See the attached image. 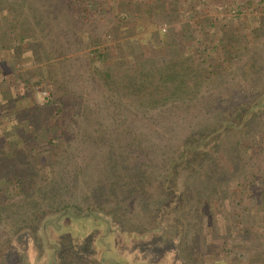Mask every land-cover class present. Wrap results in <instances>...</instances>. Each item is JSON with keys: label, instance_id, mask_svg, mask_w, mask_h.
Segmentation results:
<instances>
[{"label": "trees", "instance_id": "1", "mask_svg": "<svg viewBox=\"0 0 264 264\" xmlns=\"http://www.w3.org/2000/svg\"><path fill=\"white\" fill-rule=\"evenodd\" d=\"M178 1L182 0L145 1L133 20L140 43L136 49L140 52L136 57L124 55V60L110 63L111 50L102 43V36L111 34L116 43L121 35L110 28L112 20L102 26L103 30L98 29V19L88 9V0H0V53L37 69L25 72L19 83L23 85L19 86L21 92L9 95L8 112L12 115L0 111V123L10 126L8 134L0 135V174L4 183L0 187V221L5 211L18 206L32 210L33 224L45 219L43 228H47L52 220L46 215L59 213L54 217L78 218L83 209L80 202L90 201L91 197L97 200L108 193L117 199L121 189L126 198H142L155 180L162 191L169 187L172 191L169 184L185 165L199 166L198 170L204 173L205 160L211 152L216 153L217 159L225 154L235 160L240 167L237 178L242 175L244 181L239 182L238 196L227 198L214 186L206 193L202 211L214 216L230 214L234 200L243 206L246 197L253 196L258 202L251 188L254 179H250L249 169H264V122L255 124L264 111V87H251L239 96L241 100L235 97L227 108L216 103H221V99L214 86L210 91L204 88L207 81H216L228 67L240 62L243 54L247 58L243 68L247 75H252L249 83L256 84L255 79L264 77V39L258 42L257 38L264 34V16L259 27H226L217 34L215 42L206 43L213 33L207 31L203 21L211 11L207 7L214 1L190 0L189 12ZM254 1L223 3L228 8L236 2L239 10L250 11ZM170 17L178 19L186 39L196 31H206V37H199L195 47L186 48L184 38L178 43L181 56L176 63L149 56L165 46H174L170 40L176 39L173 24L169 32H162L157 26ZM117 18L113 15L112 19ZM118 20L120 24L122 19ZM158 39L161 44H157ZM89 42L96 46L86 50ZM205 50L209 53L203 58ZM30 76H38L39 83L51 85L53 92L48 104H22ZM12 83L18 84L17 79ZM3 92L0 90V94ZM92 97L112 101L115 106L96 109L89 104ZM51 104L57 110L55 115L47 111ZM146 120L155 126H140ZM147 126V131L142 130ZM183 126L189 130L185 132ZM180 132L184 134L175 149L170 142L163 144L167 135L169 139ZM81 149L89 157L79 165ZM69 154L73 155V166L65 173L56 166L61 165L62 156ZM219 164L211 168L216 169ZM157 171L162 175L154 176ZM45 186L48 191L44 195ZM76 187L77 196L72 193ZM31 191V201L13 199V194L22 196ZM173 192L177 202L181 190L173 187ZM37 197L41 202L35 201ZM209 207L211 212H207ZM161 209L163 212L165 207ZM88 214L94 216L92 210ZM96 219L108 223L101 216ZM157 223L163 228L161 222ZM22 229L16 226L0 240V258ZM246 232L247 227L242 233Z\"/></svg>", "mask_w": 264, "mask_h": 264}, {"label": "rangeland", "instance_id": "2", "mask_svg": "<svg viewBox=\"0 0 264 264\" xmlns=\"http://www.w3.org/2000/svg\"><path fill=\"white\" fill-rule=\"evenodd\" d=\"M145 1L147 0H88V9L98 19L96 21L98 29L103 30L102 26L112 20L110 28H115L116 32L118 31L117 34L121 35V38L114 43L111 34L99 33V36L104 35L101 40L104 46L110 47V63L114 60L115 62L124 60V55L136 57L140 52L136 49L140 43L136 40L138 35L135 34L133 20L137 14L141 13V7ZM213 1L210 7H207L211 11L203 21L207 31L213 33L206 43L215 42L217 34L225 31L226 27L236 28L241 25L242 28L249 30V26L259 27L261 25V16H264V2L255 0L252 6L253 10L247 11L246 9L239 10L236 2L234 5L232 3L231 7L225 8L223 2L226 0ZM236 1L242 2V0ZM190 2V0H182L178 1V5L184 4L189 12ZM213 8L218 11H214ZM113 15L118 17L116 21L112 19ZM119 18L122 19L120 24L118 23ZM172 24L177 26H172L173 33L176 32L174 36L176 39L169 38L174 46L170 48L165 46L163 49L152 52L149 56L176 63L178 56H181L178 43L183 38L186 48H192L195 47L199 37H206V31L202 30L196 31L194 35L190 34L186 39L179 27L178 19L175 17L173 19L170 17L166 22L159 23L158 30L169 32L172 29ZM175 30H179V32ZM257 38L258 42H261L264 39V34ZM157 44H161L159 39ZM95 46L89 42L86 50ZM208 53L209 50H205L202 54L203 58L204 54L207 56ZM245 62H247V58L243 54L240 56V62H236L231 68L228 67L227 71L217 77L216 81L206 82L204 88L206 91H210L211 86H214L219 92L221 103L219 101L216 103H219L221 107L227 108L233 104L232 101L235 97V99L241 100L239 96L241 98L245 91L253 86L264 87V77L255 79L256 84L249 83L252 75L246 74L247 69L243 68ZM31 70L37 69L32 65H25L24 62H18V60L12 61L9 55L0 53V90L5 91L0 94V111H9L11 107L8 106V102L11 101L8 98L9 95L14 91L21 92L19 86L23 85H19V83L22 82L24 73ZM14 78L17 79L18 84L12 83ZM38 80V76H30L28 86L26 85L23 90L27 96L23 105H44L51 101L53 92L51 85L45 81L39 83ZM231 92L232 94H229ZM92 93L97 97L100 95L97 92ZM97 97L89 99V104L92 107L99 109L102 106H115L112 101L105 102ZM54 107L51 104L47 111L55 115L57 110ZM1 114L2 112H0ZM7 114L9 117L12 115L11 112ZM261 115L262 118L257 117L255 124L264 122V111ZM117 118L119 117L117 116ZM146 124L154 123L148 120L140 122V126H146ZM186 126H183L185 132L189 130ZM9 129L10 126L0 123V135L8 134ZM147 129L148 126L142 130L147 131ZM183 134L180 132L177 137L170 135L169 139L167 135L163 144L170 142L175 149ZM145 144L144 148H146ZM42 148L44 149L41 150H45V147ZM215 154L212 155L211 152L212 157L208 156L205 160L206 170L204 173L198 170L199 166L194 168L193 164L185 165L175 176V180L169 184L172 191L170 187L162 191L159 182L155 180V185L146 189L142 198L132 199L133 201L124 197L121 189L117 199L108 193L97 200L91 197L90 201L80 202L83 209L82 216L78 218L69 215L61 218L54 217L59 213L51 216L46 215L49 217L48 219L52 220L47 228H43L45 219L40 223H32L30 219L34 217L31 214L32 210H24L18 206L12 207L1 216L0 240L7 234L9 235L10 230L16 226H22L23 229L14 237L9 250L0 258V264H113L114 261L118 264H124V262L125 264H264V169L258 170V172L249 169L250 179H254L251 188H254L253 191L258 196L259 203L253 196L249 199L246 197L243 206L234 200L230 214L221 213L217 216L212 215L213 213L206 214L203 212L205 207L201 204L206 202L208 191L211 192L216 187L223 191V196L226 198L229 195L238 196L236 190L241 187L239 182L244 181L241 180L242 175L237 178L240 167L235 163V160L225 154L220 155L217 159ZM72 156L71 154L62 156L61 165L56 166L59 167L58 170L61 169L68 173L73 166ZM96 156L98 157V155ZM45 157L46 155H43L44 159ZM88 157V154L81 149L77 157L79 165L83 164V161H86ZM216 163L220 164L216 169H212L211 165ZM252 165L256 166L255 163ZM161 172L164 173V171ZM157 175L161 176L162 174L157 171L154 176ZM69 176L71 175L69 174ZM1 182H3V178L0 174V187L4 184ZM173 187L176 189L178 187L181 190V196L178 201L176 200L177 202L174 201ZM226 189L228 193L225 191ZM78 190L76 187L72 193L77 196ZM47 191L46 186L42 188L44 195ZM234 191L236 192L234 193ZM31 193L32 191L30 194L22 196L13 194V199L19 197L21 201H31ZM38 198L35 201L41 202ZM9 199L11 198L9 197ZM1 200H3V196H1ZM87 205L92 208L87 209ZM162 207H165L163 212H161ZM91 210L95 217L88 214ZM211 210V207L207 208V212H211ZM220 210L225 212L223 208ZM83 213L87 216L84 217ZM100 216L105 218L108 223L97 221L96 217ZM158 221L161 222L163 228L159 227ZM245 227L249 229V232L242 233Z\"/></svg>", "mask_w": 264, "mask_h": 264}]
</instances>
